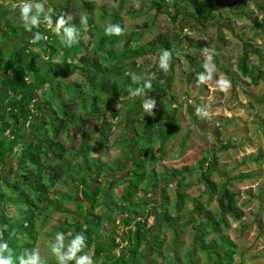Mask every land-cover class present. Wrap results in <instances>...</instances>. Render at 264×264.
I'll use <instances>...</instances> for the list:
<instances>
[{
  "label": "rangeland",
  "instance_id": "374dc122",
  "mask_svg": "<svg viewBox=\"0 0 264 264\" xmlns=\"http://www.w3.org/2000/svg\"><path fill=\"white\" fill-rule=\"evenodd\" d=\"M47 1L50 0H32L34 6L35 4L43 6L39 23H41L42 18L49 14L50 7ZM85 1L91 3L90 5L95 9H88L90 6H86ZM164 1L148 0L149 8L146 13L139 15L138 12H140L145 0H71V17L78 20L76 29L79 33L77 42L71 46H66L61 42L63 32L58 35L57 29L52 27V23L47 18L43 19L42 26L51 28L52 31L43 32L38 28L39 25L32 27L31 31L26 30L20 12L21 7L26 3L22 4L20 1L17 4L4 3V5H0V23L4 25L9 19L11 27L9 26V29L4 31L0 30V70L4 67L17 69L20 62L24 61V58L17 56V53L22 49L21 44L25 40V42L33 41L34 36L39 34L43 38L31 44L29 48L37 54L41 51L40 56L44 59L41 57L39 68L33 72L35 73L33 76L36 78H39L41 74L52 76L53 80L62 84L56 92L62 94L63 97L58 98V100L53 97L52 106L59 109L62 101L75 100L80 104L78 113L83 114V117L85 113H91L97 107L105 109L108 102L113 99L97 89L104 76L120 84H123L124 80L127 81L128 77L132 78V83H135L138 76L144 73L147 68L152 67L156 59H159V55H163V51H159L157 55L151 54L147 57H141L142 54H138L137 49L148 42L150 43L160 33L173 35L175 29L168 15L170 9L167 10V6L170 7L172 2L166 0V4H163ZM244 3L248 9L256 11L254 0L220 1L218 7L224 18L217 19L216 23L204 31L195 30L196 27L189 19L182 17L179 21V28L183 35L208 42L207 49L209 51H204L199 56V65L203 66L209 62L208 58L211 56L209 63L213 69L210 80L205 83L189 84L187 74L194 71V63L186 58L185 54L177 55L175 66L169 67L164 81L169 93L167 100L163 97L158 100L155 94L141 96L137 99L129 93L125 94L122 101L125 98L126 101L121 104L120 100L118 104L113 106L115 110L119 109L118 118L113 119L111 117L113 107L110 106L103 117L96 119L90 125L91 128H94L93 134L88 135L86 132L80 131L77 132L76 136L70 132L67 139L63 137L62 141L69 150L65 162H63L67 163L68 169L65 166L63 168L66 171L71 170L72 178L82 175L83 178L91 181V187L94 190L98 186L100 187L103 191L101 196L106 200L110 199V201L117 202L119 200L118 194L121 193L124 186V183L121 182L129 179L130 171L131 176H133L140 163L136 161L140 158L139 152L131 142L134 139L138 143L140 151L149 154L148 171L155 168L158 175L161 176V172L166 167L175 169L190 167L194 169L195 174L192 176L186 175L182 179L164 181L155 186L150 184L146 188L148 189L146 196L153 199L151 207L161 218V208L165 206L164 196L167 195L170 198L173 206L175 198L184 184L192 185L187 193L201 199L209 209H217L215 198L212 202H208V196L204 193V186L199 182L200 161L208 154H215L213 156L217 157L219 168L213 173L212 178L219 188L225 182L228 183L230 189L237 194L238 207L244 213V218L240 222H235L229 218V227L223 230L236 244V255L233 262L236 264H264V66L262 68L263 75L260 76L258 85L252 84L248 78L242 77L237 70L238 58L242 55L243 49L248 48L249 42H252L254 47L260 49L264 54V30L258 28L253 35V27L256 24L254 20L234 19L229 22L226 19L230 9ZM32 14H35V9H33ZM83 17H87L86 24L81 23ZM117 17H120L121 21H117ZM117 22L120 24L122 34L119 36L107 35L105 28L108 25H115ZM144 24H148L149 28L144 30L140 28ZM6 31L7 36H4ZM135 32L143 36L137 39ZM128 39H132L130 45L123 48L122 45L126 44ZM49 48L52 49V52ZM82 58H86L88 61H91L92 58H98L102 64L104 72L103 75L96 77L95 85H90L85 81L81 72ZM258 59L255 55L252 56V64L257 65ZM51 64H57L59 67L51 66ZM82 65L83 68H90L87 64L86 66ZM225 69L231 72V77L226 74ZM4 72L5 75H9L8 70ZM125 73L128 75L126 76ZM203 74L207 75L206 71ZM31 76V73L27 74V78ZM224 78L231 83V87L226 93L220 91L217 85V82ZM78 84L81 87H78ZM44 91V89L38 90L36 93L41 95ZM153 99L156 101L155 107L151 112L146 111L143 103ZM172 107L176 109L175 121L179 126V132L169 141L165 152L160 155L158 154L160 147L158 136L151 137L143 130L144 127L139 126L140 118L143 113H147L154 119L156 117L155 109L164 108L168 110ZM197 108L207 109L208 114L206 116L197 115ZM189 111L192 112V115ZM61 113L62 111L59 109V114ZM83 119L89 120L88 117ZM108 119L114 128L110 136L109 150L103 149L105 155H100V148L96 144V139L101 129L95 128L103 127L104 121ZM157 125L156 128L159 129ZM135 129L138 133L137 136ZM162 129L164 132L169 131L170 124L167 123ZM87 135L92 150L86 149V152L77 154L74 150L81 149L83 138ZM226 143L233 145V147L226 150L221 149V146ZM89 152L90 156L88 157ZM85 154H87L86 157ZM258 155L261 156L258 163L249 161ZM94 158H100V160ZM118 158L125 159L122 169L113 172L108 167L102 166V164H112V169H117L120 166ZM153 159L156 161L152 162ZM116 160L118 162H114ZM134 161H136V166H134ZM54 164L60 163L55 161ZM16 166L17 160L12 161L9 167L2 170L3 176L11 175ZM91 173L95 174L93 179L89 176ZM247 173H251L253 177L238 179ZM151 176L152 173L148 175L146 181H149ZM64 180L67 181V185L62 183ZM82 186V183H78V190H76L68 176L64 175L51 189V197H56V192L72 197V199L64 201V205L71 214H55L53 219L43 229L39 230L34 250L38 264H68L64 261L67 255L77 261L84 256L92 258L91 249L85 250L81 242L76 238L74 239L75 234L73 232L75 226L88 219L92 211L90 202L85 200L89 196L86 192H81ZM102 206L105 210L106 207ZM153 221V218H150V225ZM102 227L101 235H108L109 230L112 231L113 228L107 222H104ZM121 227L115 232L118 246L113 251L117 254L122 249V246H119L122 245ZM181 232L179 237L183 247L178 248L179 250L177 249L173 253V234L171 231L164 230V235L161 237L164 256L158 260L159 263L186 264L185 254L194 250L197 232L191 225L182 227ZM214 238L216 235L211 234L209 239ZM154 244L152 237L148 245L150 253H152ZM54 249L59 251L54 252ZM102 260L100 259L96 264H102ZM193 260L199 261V264H210L206 256L197 251H195Z\"/></svg>",
  "mask_w": 264,
  "mask_h": 264
},
{
  "label": "trees",
  "instance_id": "16d2710c",
  "mask_svg": "<svg viewBox=\"0 0 264 264\" xmlns=\"http://www.w3.org/2000/svg\"><path fill=\"white\" fill-rule=\"evenodd\" d=\"M18 1L22 4L32 2V0H0V5H4V3L17 4ZM165 1L162 3L166 4ZM167 1L172 2L170 7L167 6V10L170 9L168 15L175 29L173 35L158 34L150 43L148 42L137 49L138 54H142L141 57H147L151 54L157 55L159 51H163V53L167 51L171 54L169 62L171 68L175 66L176 56L185 54L184 56L194 63V71L187 74V82L189 84L198 83V75L205 72L204 65H199V56L204 53L209 44L189 35H183L179 28V21L182 17L189 19L196 27L195 30L204 31L216 23L217 19L224 18L218 7L220 1L223 0ZM254 1L256 11L248 9L244 3L230 9L229 15L226 17L229 22L234 19L254 20L256 24L253 27V35L258 28L264 30V0ZM84 3L86 6H90L88 9L94 8L90 5L91 3L87 1ZM47 4L50 7L49 14L44 18L49 19L50 17L49 20L54 29H57V21L61 16L65 18V27H76L78 20L71 17V0H65V2L50 0L47 1ZM148 8V0H145L140 12H138L139 15L146 13ZM68 17H71V20ZM44 18L38 24V28L43 32L52 31L51 28L42 26ZM117 21H121L120 17H117ZM10 25L11 22L8 19L6 24L0 23V30L9 29ZM115 25L120 27L118 22ZM140 28L144 30L149 28V25L144 24ZM60 32H63V29H60ZM4 36H7V31ZM135 36L138 39L143 35L135 32ZM131 40L128 39V42L122 45L123 48L129 46ZM222 40H224L223 37ZM25 41L21 44L22 49L17 53L18 58H24L18 68L4 67L0 70V260L9 261V264H31L35 258L34 250L39 230L43 229L55 214H71L64 205V201L72 199V197L61 192H56V197H51V189L60 181L62 176L66 175L76 190H78L77 184L82 183V192H86L89 196L88 199H85L90 202L92 208L89 218L84 222H79L73 232L75 234L74 239L79 240L85 250L91 249L93 264H96L100 259H103L102 264H161L158 260L164 256L161 238L164 235V230L171 231L173 234L174 248L172 252L175 253L178 248L183 247L179 237L182 233V227L189 225L197 233L194 250L185 254L186 264H199V261L193 260L195 251L204 254L210 264H236L233 262L236 255V244L223 230L229 227V218L235 222H240L244 218V213L238 207L237 194L230 189L228 183L225 182L219 188L212 178L213 173L219 168L218 159L213 156L215 154H208L200 161L199 182L204 186V193L208 196L207 201L212 202L215 198L217 209H209L201 199L187 193L192 185L184 184L181 186L173 206L170 198L167 195L164 196L165 206L161 208V218L151 207L153 199L146 196L148 194L146 188L150 184L155 186L164 181L182 179L186 175L192 176L195 174L194 169L190 167H182L181 169L166 167L161 172V176L158 175L155 168L148 171L149 154L140 151L138 143L134 139L131 142L139 152L140 158L136 161L140 163L134 172L135 174L131 176L130 171L129 179L121 182L124 183V186L121 193L118 194L119 200L117 202L110 201V199L106 200L101 196L103 191L100 187L98 186L94 190L91 187V181L86 180L82 175L72 178L71 170L66 171L63 168L65 166L68 169L67 163L63 162H65L69 151L62 141L63 137L67 139L70 132H73L74 136L80 131L86 132L88 135L93 134L94 128L90 126L93 121L103 117L109 107L118 104L120 100L121 104L124 103L126 98L124 97L123 101L122 98L125 94L129 93L136 99L153 94L158 97V100L160 97L166 100L169 98L168 90L164 84L168 71L165 72L159 67L162 55H159V59H156L152 67L147 68L144 73L138 76L135 83H132V78L128 77L127 81L124 80L123 84H120L104 76L97 89L113 100L108 102L105 109L97 107L93 112L85 113L83 117V114L78 113L80 104L75 100L62 101L58 107L62 111L61 114H59V109L52 106L53 97L57 100L63 97L62 94L56 92L62 84L53 80L52 76L42 74L39 78L33 76L35 74L33 72L39 68L42 57L40 56L41 51L39 54L31 51L29 46L34 43H31L30 40L29 42ZM247 45L248 48L243 49L242 55L238 58L237 70L242 77L248 78L252 84L258 85L260 76L263 75L264 54L260 49L254 47L252 42ZM50 51L52 52V49ZM254 55L259 58L257 65L252 64L251 61V57ZM82 64L85 66L87 64L90 68H83ZM82 64L81 72L85 81L90 85H95L96 77L103 75L104 72L100 60L92 58L91 61H88L86 58H82ZM51 66L59 67L57 64H51ZM6 70L9 71V75H5L4 71ZM225 70L228 76L232 75L228 69ZM28 73L32 75L30 78H27ZM148 82H150L151 87H145ZM77 86L81 87L79 84ZM43 89L45 91L41 95L36 93ZM137 92L138 94H133ZM155 112L156 117L154 119L147 113H143L139 126L142 125L143 130L151 137L158 136L160 145L158 154L162 155L169 141L179 132V126L175 121V108L172 107L168 110L160 108L155 109ZM189 113L192 115L191 111ZM86 117L89 120L83 119ZM111 117L113 119L118 118L119 109L115 110L113 107ZM167 123L170 124V129L164 132L162 127ZM156 124H158L159 129L156 128ZM113 128L114 126L109 119L104 121L103 127L95 128L101 129L96 139V144L100 148V155H105L103 149L109 150ZM135 132L137 136L136 129ZM88 135L83 138L81 149L74 150V152L82 154L87 150H92ZM232 147L233 145L226 143L221 146V149L226 150ZM86 156L87 154H85ZM89 156L90 152L88 153ZM94 159L100 160V158ZM260 159L261 156L258 155L249 161L258 163ZM14 160H17L16 168L13 169L11 175L4 177L2 170L9 167ZM119 160L120 166L117 169H112V164H102V166L116 172L122 169L125 162V159ZM154 160L152 162L156 161ZM55 161L60 164L53 165ZM136 161H134V166H136ZM150 173H152L151 179L146 181ZM91 174L89 176L93 179L95 174ZM250 177H253L252 174L247 173L238 179ZM62 183L67 185L65 180ZM84 188L86 189L84 190ZM102 205L106 207L105 210H103ZM150 218L154 220L151 225L149 223ZM104 222L113 226L108 235H101ZM120 227L123 234L120 237L122 245L119 246H122V249L117 254L114 253L113 249L118 246L115 232ZM104 229L106 230V228ZM211 234H215L216 238L209 239ZM152 237L155 244L151 250L152 253H150L148 245ZM220 241L221 243H219ZM169 253L171 252L169 251ZM64 261L68 264H77V260L68 257V255Z\"/></svg>",
  "mask_w": 264,
  "mask_h": 264
},
{
  "label": "clouds",
  "instance_id": "9594fccd",
  "mask_svg": "<svg viewBox=\"0 0 264 264\" xmlns=\"http://www.w3.org/2000/svg\"><path fill=\"white\" fill-rule=\"evenodd\" d=\"M33 9H35V14L33 13ZM21 20L24 24V27L26 28V30L31 31L32 27H35L39 24V17L40 14L43 12V6L40 4H35V6L32 3H26L24 4L21 9ZM69 20H71V17H68ZM50 19V17H49ZM65 18L63 16H61L59 18V20L57 21V34H60V29H63V35L61 36V42L64 43L66 46H71L72 44L77 42V38H78V31L76 29L75 26H70V27H65ZM81 23L82 24H86L87 23V17H83L81 19ZM105 32L107 35H121L122 34V29L118 26V25H108L105 28ZM43 37H41V35L36 34L33 38V43H36L37 41H39L40 39H42ZM205 52H208V49L204 50ZM171 59V54L167 51H165L163 53V55L160 58V62H159V67L160 69H162L163 71L167 72L169 70V62ZM208 61H211V56H209ZM206 62L204 64V68L205 71L207 73V75L205 74H199L197 79L199 83H205L206 81L210 80L212 78V69L213 66L209 63ZM217 85L220 89V91L222 92H227L230 87H231V83L229 80H227L226 78L224 79H220L217 82ZM145 87H151L150 82L145 84ZM133 94H138L137 93H133ZM156 101L153 99L151 101H145L143 103V107L146 111L151 112L152 109L155 107ZM197 115H201V116H206L207 113V109L205 108H197L196 109ZM54 252H58V249H54ZM0 264H9V261L6 260H0ZM31 264H38V258H34L31 261ZM77 264H92V261L89 257L84 256L82 257L80 260L77 261Z\"/></svg>",
  "mask_w": 264,
  "mask_h": 264
},
{
  "label": "crops",
  "instance_id": "0c3cea01",
  "mask_svg": "<svg viewBox=\"0 0 264 264\" xmlns=\"http://www.w3.org/2000/svg\"><path fill=\"white\" fill-rule=\"evenodd\" d=\"M36 1V0H35ZM32 3V2H31ZM96 132H97V130H96ZM82 188H83V186H82ZM82 188H81V192H82Z\"/></svg>",
  "mask_w": 264,
  "mask_h": 264
},
{
  "label": "built area",
  "instance_id": "2783aa9c",
  "mask_svg": "<svg viewBox=\"0 0 264 264\" xmlns=\"http://www.w3.org/2000/svg\"><path fill=\"white\" fill-rule=\"evenodd\" d=\"M32 43V42H31Z\"/></svg>",
  "mask_w": 264,
  "mask_h": 264
}]
</instances>
